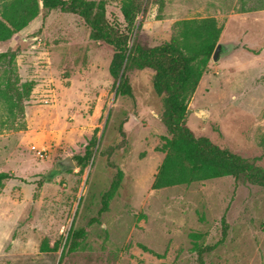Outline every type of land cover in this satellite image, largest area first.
I'll list each match as a JSON object with an SVG mask.
<instances>
[{"label":"rangeland","instance_id":"obj_1","mask_svg":"<svg viewBox=\"0 0 264 264\" xmlns=\"http://www.w3.org/2000/svg\"><path fill=\"white\" fill-rule=\"evenodd\" d=\"M104 1L124 28L125 0ZM140 1L133 39L148 46L170 41L179 21L217 20L223 55L210 60L185 123L264 169V0ZM90 33L80 15L42 9L0 42V52L19 47L20 82L35 81L23 112L0 98V172L16 177L0 194V264H199L197 247H212L205 264H264V187L226 176L155 189L169 133L153 71H130L134 96L121 93L114 48ZM92 139L90 160L78 165ZM68 156L76 167L63 171ZM116 167L121 187L89 225ZM80 227L87 237L62 258ZM44 240L62 246L41 251Z\"/></svg>","mask_w":264,"mask_h":264},{"label":"trees","instance_id":"obj_2","mask_svg":"<svg viewBox=\"0 0 264 264\" xmlns=\"http://www.w3.org/2000/svg\"><path fill=\"white\" fill-rule=\"evenodd\" d=\"M61 10L80 15L89 25L90 37L104 41L114 48L110 65L111 75L120 80L119 91L133 97L129 72L133 70L153 71L152 84L155 93L163 103L161 118L169 136H164L160 151L165 158L155 177L153 187L160 189L181 184H191L226 176L236 182H250L264 187V169L257 159L241 155L218 146L206 136H196L186 125L188 102L196 91L206 71L222 27L213 17L179 21L177 30L170 41L155 46L144 45L133 31L136 18L142 9L140 0H125L121 11L126 22L110 21L104 0H8L3 2L0 11V42L10 40L25 29L40 14L41 10ZM19 47L0 52V74L3 87L0 98L11 110L24 111V103L30 97L35 81L20 82L16 58ZM96 139H92L83 156H76L78 165L84 166L93 154ZM124 173L116 167L110 187L102 196V207L98 216L88 223L99 222V217L108 211L112 199L121 187ZM14 177L11 173L0 172V194L6 182ZM87 227L75 229L68 237L62 252L77 251L87 237ZM62 242L57 240L50 245L44 240L41 251H58ZM144 249L148 250L145 246ZM199 264H205L203 256L206 249L197 247Z\"/></svg>","mask_w":264,"mask_h":264},{"label":"water","instance_id":"obj_3","mask_svg":"<svg viewBox=\"0 0 264 264\" xmlns=\"http://www.w3.org/2000/svg\"><path fill=\"white\" fill-rule=\"evenodd\" d=\"M222 44L218 43V45L215 48V51L213 53L212 59L214 61H218L222 57ZM203 113V112H202ZM60 167L63 171H67L69 169H74L76 167V164L72 157L68 156L65 159L60 161Z\"/></svg>","mask_w":264,"mask_h":264}]
</instances>
